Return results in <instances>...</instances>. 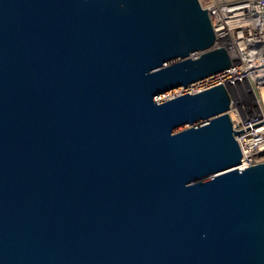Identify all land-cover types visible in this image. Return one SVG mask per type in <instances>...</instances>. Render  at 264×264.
Returning <instances> with one entry per match:
<instances>
[{"label": "water", "instance_id": "obj_1", "mask_svg": "<svg viewBox=\"0 0 264 264\" xmlns=\"http://www.w3.org/2000/svg\"><path fill=\"white\" fill-rule=\"evenodd\" d=\"M211 0H0V264H264Z\"/></svg>", "mask_w": 264, "mask_h": 264}, {"label": "built area", "instance_id": "obj_2", "mask_svg": "<svg viewBox=\"0 0 264 264\" xmlns=\"http://www.w3.org/2000/svg\"><path fill=\"white\" fill-rule=\"evenodd\" d=\"M209 14L222 46L234 63L192 83L196 93L225 82L231 93L229 110L236 130L264 120V0H212ZM240 169L264 162V122L240 131Z\"/></svg>", "mask_w": 264, "mask_h": 264}, {"label": "rangeland", "instance_id": "obj_3", "mask_svg": "<svg viewBox=\"0 0 264 264\" xmlns=\"http://www.w3.org/2000/svg\"><path fill=\"white\" fill-rule=\"evenodd\" d=\"M212 1V0H211Z\"/></svg>", "mask_w": 264, "mask_h": 264}]
</instances>
